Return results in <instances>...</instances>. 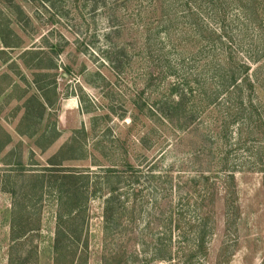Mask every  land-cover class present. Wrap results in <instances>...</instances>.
<instances>
[{
	"label": "rangeland",
	"instance_id": "374dc122",
	"mask_svg": "<svg viewBox=\"0 0 264 264\" xmlns=\"http://www.w3.org/2000/svg\"><path fill=\"white\" fill-rule=\"evenodd\" d=\"M148 1L120 9L124 28L108 37L106 14L86 0H14L19 16L0 2L1 28L13 31L4 29V35L20 45L5 49L0 40V147L11 141L0 156V181L10 191L0 195V264H264V173L237 166L250 162L251 153L264 157V146L258 150L246 127L245 144L237 145L244 113L237 101L213 90L215 69L228 67V54L233 68L242 62L250 73L261 67L264 87V0H165L163 14ZM162 52L170 64L164 73ZM37 64L56 66L44 79L56 87L44 92L54 106L42 122L37 106L26 102L37 95L36 80L42 84ZM173 89L193 93L196 123L208 133L220 131L232 108L223 147L232 179L221 172L199 178L185 142L178 143L182 134L134 108L136 102L147 107L175 100ZM72 94L80 105L64 113L60 104ZM252 99L264 106V92ZM36 128L35 137L12 142L10 134L30 135ZM43 131L53 142L40 152ZM63 173L73 175L66 184L80 189L82 206L72 221L60 223L68 200L59 199L52 184ZM36 174L44 176L42 199ZM112 187L125 211L117 230H105ZM24 222L33 231L16 238Z\"/></svg>",
	"mask_w": 264,
	"mask_h": 264
},
{
	"label": "trees",
	"instance_id": "16d2710c",
	"mask_svg": "<svg viewBox=\"0 0 264 264\" xmlns=\"http://www.w3.org/2000/svg\"><path fill=\"white\" fill-rule=\"evenodd\" d=\"M27 2H31L33 0H25ZM44 1V0H40ZM88 2H92L95 8H99L103 11L102 14H106V24L108 25L110 31L107 33V37L112 35L113 33H119L123 30V24L120 21L123 17L120 9H127L131 2L136 0H86ZM165 0H149L147 4L154 5L155 7L160 8V12L163 14V6ZM3 2L6 7L11 11L12 14L19 16L22 15V11L20 7L14 3V0H0ZM234 2L241 4L242 0H234ZM109 11V12H108ZM8 26L1 28L0 25V40L2 43V47L5 49H15L19 48L20 45L18 43H11L10 38L4 35V29H7ZM9 33L13 34L12 30H8ZM152 49V44L149 43L147 45V50ZM3 52V51H0ZM29 52V51H24ZM264 57V55H263ZM106 60L110 62L108 57H105ZM216 58V57H214ZM251 58V57H249ZM38 60V58H36ZM224 59L226 60V65L228 67H219L215 69V74H217L218 78V86L213 88V90H219L221 93L224 92L229 102L237 101L240 104V109L244 113L245 119L242 124L238 125V141L237 145L245 144L242 141L243 138V128L246 127L247 133L250 136H253L257 144H259V149H262L264 146L263 141V132L262 128L264 127L263 123V113L264 106L261 105L260 102H253V97L258 96V92H264V87L259 84L258 80V71L261 67L256 68L252 73H250V65L246 62L240 63L237 67L233 68L232 55H225ZM160 62H163L161 66V72L164 73L170 68L169 59L167 55L163 52L159 56ZM255 59L254 61H257ZM159 62V64H160ZM118 67H116L117 70ZM164 69V71H163ZM36 73L34 74H43V78L41 79L42 84L38 86L36 80L35 92L37 95H32L29 99H27V103H34L38 110L39 116L37 117L39 122L42 121L46 110L52 106V102L46 96V92L49 87L55 86V82H44V79L48 78L49 73L56 70V66L53 67H41L38 64L33 67ZM119 70V69H118ZM169 71V70H168ZM41 72V73H40ZM12 83L10 85L13 86ZM53 88V92L54 89ZM173 92L176 93L175 100L164 99L159 102L152 104L150 106L139 105V103L134 104V108L137 110L138 114L143 115L149 120L156 119L157 121L163 120L170 124L172 128H174L178 133H181V137H179V142H185L187 146V155L189 160L194 161L193 164L196 166L194 168L196 174L199 178H203L204 180H208L209 176H217L218 172L224 174L225 178L232 179L234 174L230 171V160L227 154L223 151V147L226 145L227 132L225 129L228 128L231 123V107H227L225 116L223 117L222 128L219 132L208 133L204 131L201 127H199L198 123H196V114L197 109L195 107L194 99L195 96L192 92L184 89H173ZM189 92V93H187ZM198 96V95H197ZM244 106V108H243ZM29 110V107H28ZM27 112V111H26ZM30 112H27L24 116V119H28ZM131 122H135V117L131 118ZM235 122V120L233 121ZM39 127V126H38ZM39 129H33L32 134L30 136H36L39 133ZM254 132H257L255 134ZM26 135L25 133H23ZM46 131L41 132V140L38 143V147L46 148L51 144V141H47L45 138ZM59 153L54 157L57 158ZM250 162L242 161L237 166L238 169L241 170L243 167H251L254 170H258L264 173V157L259 155L258 153H251ZM62 160V159H61ZM21 165L20 163H16V166ZM51 165H61L54 164ZM128 170L134 172V168L131 165H126ZM24 171V170H22ZM24 173V172H22ZM208 174V175H205ZM57 175V174H56ZM62 177H55V181L52 184L53 192L57 193L59 199H66V202L69 205L68 212L66 214H60L58 216V220L60 223L63 221H72L78 211L80 210L82 204L80 203L79 195L82 194L80 189L73 183L69 185L66 184V181L74 179L73 175L70 174H61ZM38 181V199H42V190L45 187L44 176L43 174H36ZM2 181H0V192L10 191L4 190L2 187ZM108 197L105 201L103 219H104V228L105 230H117L118 225L122 222V210L125 211L124 201H120L119 194L117 193V188L112 187L108 189ZM123 211V212H124ZM27 223L24 222V229L21 231V234L16 238L24 237L29 232L33 231L32 228L27 226ZM60 227V226H59ZM66 232V231H65ZM68 234V232H66ZM65 233V234H66ZM59 236V235H58ZM73 238V236H70ZM78 239V237H76ZM201 240L198 237V242ZM61 259H54V264H59ZM115 259H105L104 264H116ZM74 263V259L71 260L70 264ZM9 264H28L27 260H13L10 259Z\"/></svg>",
	"mask_w": 264,
	"mask_h": 264
},
{
	"label": "crops",
	"instance_id": "0c3cea01",
	"mask_svg": "<svg viewBox=\"0 0 264 264\" xmlns=\"http://www.w3.org/2000/svg\"><path fill=\"white\" fill-rule=\"evenodd\" d=\"M56 90V89H55ZM54 90V91H55ZM36 93V92H35ZM57 104V103H56ZM58 105V104H57ZM80 105V103H79V99H78V96L76 95V94H72V96H71V98L68 100V101H66V102H63V103H61L60 104V107L62 108V111H64V113L65 112H67V111H75L77 108H78V106ZM54 106V104H52V106L51 107H53ZM50 107V108H51ZM46 114V113H45ZM45 114H44V116H45ZM44 116H43V118H42V121H43V119H44ZM41 121V122H42ZM4 130V129H3ZM15 130H13V132H14ZM8 136V135H7ZM10 137H11V139H12V142H13V140H15V138H19V139H21L22 137H26V138H33V137H35V136H30V135H24L23 133H17V132H14V135H11L10 134ZM55 139V138H54ZM11 142V141H10ZM10 142L8 141L6 144L4 143L1 147H0V156H4V154H5V152H8L9 150H8V148H10L9 146H10ZM53 142V140L51 141V143ZM55 142V141H54ZM8 146V147H7ZM38 146V145H37ZM39 149H42V150H40V152L41 151H44L45 149H47V147L44 149V148H42V147H38ZM37 148V149H38ZM38 149V150H39ZM7 166H12V165H15L16 166V163L15 164H13V163H11V164H6ZM4 166V163H2V165H0V167H3ZM2 194V192H0V195ZM27 235V234H26ZM25 235V236H26ZM25 236L24 237H21V238H25ZM6 259H7V257H6Z\"/></svg>",
	"mask_w": 264,
	"mask_h": 264
}]
</instances>
